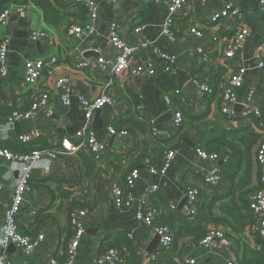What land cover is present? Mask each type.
<instances>
[{
	"label": "crops",
	"instance_id": "1",
	"mask_svg": "<svg viewBox=\"0 0 264 264\" xmlns=\"http://www.w3.org/2000/svg\"><path fill=\"white\" fill-rule=\"evenodd\" d=\"M27 1L24 6L26 17L14 14L7 27L0 29V38L3 35L9 38L7 73L0 77V148L15 150L21 144L17 142V137L31 130L40 133L38 138L30 142L31 145L36 144L37 148L42 144H47L48 148L58 147L63 138L72 139L82 128L84 113L78 100L72 98L69 107H62L54 96L51 98L55 106L53 116L47 117L40 113L25 121V125L18 122L16 129L15 124L10 129L4 126L8 114L14 110H28L34 93L41 89H52L57 77L68 76L74 93L88 98L98 97L105 82L111 79L112 86L108 91L117 98L119 105L106 106L99 111L98 129L93 128V118L92 128L97 139L106 141L108 145L100 162L82 150L74 155L59 156L54 161L44 159L43 162L50 165L48 173L40 169L33 171L31 190L23 204L18 226L25 235L43 233L45 240L29 255L16 247L13 250L7 248L9 261L11 264H50L52 260L58 264L64 263L65 249L72 235L68 213L73 208L87 209L88 212L82 219L85 235L72 264H97V258L108 249L107 245L115 243L116 237L129 240L142 262H147L152 255L157 258L158 251H161L159 245L151 254L146 251L155 237L153 229L137 220L136 214L140 210L153 208L159 214L155 225L159 224V220L165 222L174 216L184 222L186 202L184 206L181 203L185 199L184 190L187 187H199L201 194L209 199L215 194H223L228 187V183L222 179L217 189H208L203 184L202 173L208 164L200 160L195 149L217 130L229 129V124L220 113L222 104L218 95L216 98L209 96L204 102L197 103L195 84L193 86L191 83H194V78L203 76L218 91L230 72L221 65L222 61L215 52L211 65L202 62L198 49L207 52L212 49V44L209 38L198 39L192 36L189 29L207 26L210 12L220 10L225 3L240 7L249 35L230 64L233 67L243 66L247 72L242 85L235 91L239 104L234 108L230 130L249 129L260 134L264 125V70L255 67V51L258 47H264V14L258 9L259 0H207L204 7H198L196 0H190L175 19V41L165 38L167 43L160 35L167 14V7L161 0H116L112 4L93 0L98 9L95 33L78 37L69 36L67 32L70 27L81 26L87 21V14L83 13L77 0H50L61 17L57 25L47 23L44 11L31 0ZM112 23L118 26L119 33L128 43L137 46L144 40L153 42L155 47L174 56L173 72L163 73L158 61H154L156 72L153 75L143 74L135 78L112 77L87 69L74 70L75 63L81 59L94 62L99 54L108 60L114 57L109 46ZM233 26L234 23L226 20L220 22L214 30L227 36L234 32ZM136 27H143V30L136 34L133 32ZM36 32H43L46 36L33 41L31 35ZM139 54L144 59L149 56L147 50ZM52 58L58 60L53 77L44 74L36 85L24 83L26 61H49ZM176 89L183 92L188 105H182L177 96H173L171 105L164 101V93ZM249 109L258 111L259 117L243 119L241 114ZM175 111L183 115L180 131L173 127ZM109 126L126 129L128 135L109 138ZM153 130L157 132L155 138L152 137ZM166 150L175 152L170 167L163 175H151L148 167H157L158 160ZM256 150L257 147L252 153L249 186L253 191L264 189V166L256 163ZM219 164L222 165L221 162ZM16 168V164L0 158V231L3 227V213L10 203L16 183ZM134 168L138 170L139 177L129 192L130 198L126 195L129 198L128 206L116 208L112 201V187L118 184L122 186L126 174ZM152 185H156L158 190L153 195H147ZM222 203L216 204V210ZM171 206L175 209H171ZM217 215L223 217L219 212ZM214 226L210 224L207 228L209 230ZM225 230L230 241L229 247L216 244L206 248L199 243L192 244L186 238L177 243L180 257H175V260L182 264L183 251L187 246L191 249L186 257H193L200 264H226L228 259L236 260L240 243L252 249L259 247L248 229L241 236Z\"/></svg>",
	"mask_w": 264,
	"mask_h": 264
},
{
	"label": "built area",
	"instance_id": "2",
	"mask_svg": "<svg viewBox=\"0 0 264 264\" xmlns=\"http://www.w3.org/2000/svg\"><path fill=\"white\" fill-rule=\"evenodd\" d=\"M105 3H115L116 0H100ZM167 7V14L161 26L160 35L168 41H175L176 37L173 31L175 19L179 16L182 10L187 7L190 0H161ZM77 2L84 6L87 14V21L81 26H72L68 29L69 36L92 35L95 33V21L98 17L97 4L93 0H77ZM207 0H196L198 7H204ZM258 9L264 14V0H259ZM14 14L22 18L26 17V10L24 7L8 8L0 12V29L4 30ZM229 20L234 23V32L231 35L222 36L214 28L223 21ZM143 30V27H136L133 32L138 34ZM189 33L198 38H209L212 44V49L204 51L198 49L201 60L206 65H211L214 61L213 52L218 54L221 65L226 71H229V76L221 84L218 98L221 101L220 113L226 117L229 124L228 128H232V117L234 116V108L239 104L236 96V89L242 85L243 78L247 69L243 66L237 65L233 67L230 63L234 59L236 52L240 49L249 35V30L243 22V14L240 7L233 3H225L220 10L212 11L208 15L207 26H194L189 29ZM46 35L43 32H36L31 35V40L37 41L44 38ZM9 38L6 35L0 38V77L6 76V60L8 54ZM109 46L114 52V57L110 60L106 56L100 54L94 62L87 59H81L74 65V70H92L98 74H108L112 77H138L143 74L153 75L156 72L154 61L161 64V71L163 73H172L175 66L174 56L164 52L163 50L154 46L153 42L142 41L135 46L128 43L122 38L118 31V26L112 23L109 33ZM147 50L149 56L147 58H140L139 53ZM58 60L52 58L49 61L43 60H28L24 64L23 81L26 85H36L41 77L46 74L48 77H53L56 72ZM255 67L258 70H264V47H258L255 51ZM196 88L195 102L201 103L212 95L213 88L211 83L204 77H196L193 79ZM112 86V80L108 79L102 87V92L96 98H88L83 95L75 94L71 81L68 76H60L55 78L52 84V89H41L34 93L31 98L28 110L20 111L14 110L8 114L4 119V126L10 129L11 126L18 122H25L34 118L37 114H44L47 117L54 115V103L52 96L56 97L62 107H69L72 98H76L79 102L80 108L84 113V123L80 130H78L69 139L63 138L57 147L49 149H36L30 153H14L6 149L0 148V158L7 162L16 164L17 179L13 187L10 203L3 213V227L0 231V245L2 253L0 254V264H11L6 250L9 246L18 248L25 255L31 254L44 240L43 233H36L35 235H25L21 233L18 226V219L22 211L23 204L26 201L27 194L31 190L30 180L34 170L40 169L45 173L50 171V165L44 163V159H51L54 161L57 157L62 155H74L84 150L92 156L96 162L102 160L103 155L108 150L106 141L97 139L96 134L92 128V121L95 113L106 106L116 107L119 105L117 98L112 95L108 89ZM170 94H173L170 96ZM173 96L180 98L182 105H188L187 98L179 89L173 90L171 93H164V101L171 105ZM259 112L254 110H247L241 114L243 119L250 120L251 118L259 117ZM173 127L179 131L183 126V115L179 111H175L173 115ZM262 138L257 146L255 161L258 165L264 166V125L262 126ZM153 138L157 137V132L153 130ZM109 138H123L128 135L126 129H117L109 126L107 130ZM40 136L36 130H31L17 137V142L26 144L30 143ZM200 160L208 164V168L202 173L203 184L208 189H216L221 183L222 167L220 162H227L228 157H220L216 153H208L202 148L195 149ZM175 152L173 150L164 151L163 161L159 167H148V172L155 175H163L170 167ZM139 174L136 168L131 169L124 178V184L114 185L111 190L112 201L116 208L128 206L129 192L135 186ZM2 186H0L1 190ZM158 187L152 185L147 195H153L157 192ZM201 194L199 187L191 186L184 190V197L186 199L185 217L192 221L197 212L198 199ZM128 195L129 198H126ZM175 209L174 206L170 207ZM249 212L253 214L256 219L255 226L252 228L250 234H256L261 241L264 242V189H258L249 196ZM88 210L82 208H73L68 213L69 224L72 229V235L67 243L65 249L66 261L62 264H72L77 249L81 240L85 235V228L82 224L83 217L86 216ZM158 211L150 208L147 211L140 210L136 214V219L151 227L155 236L159 237L160 250H169L173 245V232L168 225H155L154 222L158 217ZM227 231L221 227H212L207 231L206 236L199 242V245L210 248L216 244L229 247L230 241L226 235ZM156 261V256H149L147 262L143 264H152ZM97 264H123L124 259L116 249H108L101 254L97 260ZM182 264H200L193 257L182 258ZM50 264H58L52 260ZM226 264H237L234 258L228 259Z\"/></svg>",
	"mask_w": 264,
	"mask_h": 264
},
{
	"label": "trees",
	"instance_id": "3",
	"mask_svg": "<svg viewBox=\"0 0 264 264\" xmlns=\"http://www.w3.org/2000/svg\"><path fill=\"white\" fill-rule=\"evenodd\" d=\"M31 2L44 11V18L47 23L58 24L57 20L61 17L56 13L50 0H31ZM27 3V0H0V12L8 8L24 7ZM80 6L85 14L86 10L84 6ZM212 88L213 93L211 97L216 98L219 90L217 91L213 85ZM261 138V134L249 129H227L222 131L217 130L216 133L214 132L208 136L203 144H200V148L208 153H216L222 158L228 157L227 162H223L221 165L222 180L228 183V187L223 194H215L210 199L205 194H200L196 216L192 221L186 219L183 222L175 216L165 222H160L159 220L158 225H168L172 230L173 245L169 250L158 251L159 255L152 264H179L175 260V257H180L176 249L177 243L189 238L192 244H198L206 236L208 231L207 226L210 224L215 225L214 227L228 229L230 233L240 236L243 235L246 229L250 233L252 232L256 219L249 212V196L258 190L253 191L249 188L251 183L252 153L258 146ZM35 145L21 143L15 150L9 151L14 153H30L36 149H49L47 144H42L39 148ZM162 161L163 157L161 155L157 167L162 164ZM224 200L227 201L223 202ZM218 202L223 203L216 210L215 206ZM217 212L223 217L218 216ZM250 235L259 247L252 249L247 244L240 243L236 262L237 264H264V242L256 234ZM107 248L120 251L122 257H124L123 264H143L136 253V249L124 237H116L115 243L112 246L111 244L107 245ZM161 258L164 259L161 260Z\"/></svg>",
	"mask_w": 264,
	"mask_h": 264
},
{
	"label": "water",
	"instance_id": "4",
	"mask_svg": "<svg viewBox=\"0 0 264 264\" xmlns=\"http://www.w3.org/2000/svg\"><path fill=\"white\" fill-rule=\"evenodd\" d=\"M162 39L167 43V40H166L164 37H162ZM36 46H37V48H39L40 44L37 42V43H36ZM191 85L194 86V83H191ZM190 87H191V86H190ZM98 115H99V111H97V112L95 113V121H94V125H93V128H94V129H98V128H100V123L97 121ZM169 116H171V114H170ZM19 123H22V124H24V125L26 124V122H23V121H22V122H19ZM17 125H18V123H16V124L14 125V129H16ZM185 142H186V141H185ZM185 202H186V199H184V200L182 201L181 206H184V205H185ZM157 245H159V237H158V236H155V237L152 239L151 243L148 245L147 249H146L147 253L151 254L152 251L155 249V247H156ZM13 249H14V246H9V247H8V250H13ZM190 249H191V247H189V246H187V247L184 248V251H183V256H184V257L188 256Z\"/></svg>",
	"mask_w": 264,
	"mask_h": 264
}]
</instances>
